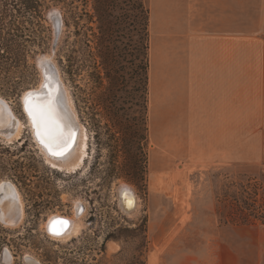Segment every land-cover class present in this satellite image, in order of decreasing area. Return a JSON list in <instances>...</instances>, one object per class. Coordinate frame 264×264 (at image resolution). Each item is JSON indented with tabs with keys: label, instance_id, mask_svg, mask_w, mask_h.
<instances>
[{
	"label": "rangeland",
	"instance_id": "obj_1",
	"mask_svg": "<svg viewBox=\"0 0 264 264\" xmlns=\"http://www.w3.org/2000/svg\"><path fill=\"white\" fill-rule=\"evenodd\" d=\"M134 1L109 0L106 5L99 0H38L39 8L33 3L32 28L20 12L8 11L23 21L10 35H0V96L7 100L11 118L16 121L13 108L24 120L22 94L41 83L39 60L48 55L88 133L84 163L65 174L46 161L47 166L36 148L31 153L29 147L11 144L5 155L0 148V178H11L16 168L12 179L26 204L36 209L35 223L54 211L75 216L76 200L85 206L74 238L50 235L53 241L37 230L32 249L21 250L43 264H264V219L256 215L264 212V143L246 131L241 147H206L202 118L192 115L187 93L186 54L162 53L155 80L149 22L148 35L139 32V24L137 30L125 28L135 16L138 21L146 17L133 8ZM141 1L149 8V0ZM49 10L58 14L57 36L47 18ZM23 14L27 16L26 10ZM6 19L0 23L11 22ZM146 52L144 109L135 104H142ZM142 118L145 139L136 142L143 133L137 130ZM15 121L0 127V139L15 140H8L14 127L3 133ZM22 123L31 129L28 119ZM121 185L135 195L126 196L134 208L130 212L121 206ZM3 196L0 190V200ZM121 198L123 202L125 195ZM0 221L4 223L1 209ZM10 259L5 252V262Z\"/></svg>",
	"mask_w": 264,
	"mask_h": 264
},
{
	"label": "crops",
	"instance_id": "obj_2",
	"mask_svg": "<svg viewBox=\"0 0 264 264\" xmlns=\"http://www.w3.org/2000/svg\"><path fill=\"white\" fill-rule=\"evenodd\" d=\"M149 26L155 80L162 53L186 54L206 147L264 143V0H149Z\"/></svg>",
	"mask_w": 264,
	"mask_h": 264
},
{
	"label": "bare ground",
	"instance_id": "obj_3",
	"mask_svg": "<svg viewBox=\"0 0 264 264\" xmlns=\"http://www.w3.org/2000/svg\"><path fill=\"white\" fill-rule=\"evenodd\" d=\"M39 65L43 71L41 83L30 89H27L22 94V102L25 109V98L31 94V99L35 104H43L51 109L53 119L58 127L53 126L50 130L49 136L43 137L44 143L41 142V136H34L41 151L51 166L56 169L65 171H75L79 169L84 163V159L87 156L88 147V133L85 126L80 122L76 109L71 99L69 90L63 82L59 70L53 60L48 56L44 55L39 60ZM26 111V110H25ZM28 114V112L26 111ZM28 116V122L34 133L37 134V129L32 122V118ZM13 117V116H12ZM30 118V119H29ZM11 112L9 110V104L6 99L0 96V127L9 125L11 122ZM15 121V120H14ZM14 131L9 141L12 139L20 140L22 128L24 127L22 121L16 117L14 122ZM57 135H62L66 143H58L55 139ZM51 143L53 151H60L62 148H67V151L63 155H53L45 145ZM70 144V147L68 146ZM124 189L121 190V195H125L123 204L128 205L127 197L135 199V195L128 185H123ZM127 186V187H126ZM126 187V192H125ZM0 190H2L4 196L0 203V209L2 214L3 224L11 227L18 226L24 218V209L20 193L18 192L15 185L9 181H3L0 183ZM121 196V197H122ZM127 196V197H126ZM133 201V200H132ZM79 201L75 204V216H60L56 213H52L48 216L45 221L46 228L48 230L50 221L55 218L68 221L65 227L57 225L59 229L58 233L50 232V235L59 240H67L79 232L80 223L77 217L80 215L78 209H84V206L80 205ZM130 207V206H129ZM77 211L79 213H77ZM79 218V217H78ZM36 264V263H35Z\"/></svg>",
	"mask_w": 264,
	"mask_h": 264
},
{
	"label": "flooded vegetation",
	"instance_id": "obj_4",
	"mask_svg": "<svg viewBox=\"0 0 264 264\" xmlns=\"http://www.w3.org/2000/svg\"><path fill=\"white\" fill-rule=\"evenodd\" d=\"M8 0H5V4H2V1L0 0V20H7L6 19V15L8 16L9 19H11V22L7 23L5 22L4 24L0 23V35L1 32L5 35H10V31L14 32V28L17 30L18 26H22L23 21H18V19L16 20L15 18H18V16L14 15L12 17L11 14L8 13V11L13 10L15 12L18 11V13L20 12L21 14V19H25V23L27 24V26H29L30 28H32V12L35 10V7L33 5L34 2H36L37 8H39V3L38 0H15V1H11L12 3H7ZM15 5H14V4ZM4 8V9H3ZM26 10L27 16H24L23 11ZM29 11V12H28ZM53 10H49L47 11V18L51 19L54 25V33L55 35H59L60 33V24L58 22V14L57 13H52ZM20 19V20H21ZM5 26V28H3ZM7 30V31H5ZM21 96V95H20ZM20 96H19V100H20ZM21 105V102H20ZM12 107V106H11ZM23 106L21 105V109L20 112L22 114V117L24 118V120H22L18 114L16 113V111L12 109L13 113L15 114L16 117L20 118L22 121H24L26 123L27 119H28V114L24 111V109L22 108ZM13 121H14V117H12ZM30 119V118H29ZM33 122V121H32ZM13 130V126L10 125L7 128H4L3 133H7V132H11ZM34 136H37L36 131L34 130V133L31 131V129L29 128V126L26 124V126L24 127V130L22 132V135L20 137V140L15 139L14 141L7 143L5 142V140L0 139V143L4 146H0L1 148V154H6L9 150L12 151L10 145L11 144H16V147H18L20 149H26L27 147H29L32 152L31 153H35V148L38 151V153L41 155V158L43 160V162L49 166V164L45 161L43 154L41 153L40 149L37 147L36 142L34 141ZM7 148L5 151H3V148ZM34 151V152H33ZM11 154V152H10ZM50 167V166H49ZM53 170H56L58 172H61L63 174L65 173H70V172H66V171H61V170H57L55 168H52ZM79 170V169H78ZM77 171V170H76ZM75 171V172H76ZM75 172H71V173H75ZM16 168L14 167L13 169V174L11 175V178H0V182L1 181H9L11 182L13 185L16 186L17 190L19 191V193L21 194V197L23 199L24 202V209H25V215L24 218L22 220V222H20V224L18 226H15L13 228L5 226L1 221H0V264H17V262L19 261H23L22 263L25 264H33V261L37 260V262H39L40 264H43L37 257H35V255H33L30 252H25L23 253V251L21 250V247H27V248H31L32 249V238L34 237V234L37 232V230L41 231V235L49 240H53L50 238V232H49V228L47 230V228L44 227V223L45 221H47L48 216L52 213H59L61 215H67V214H62L59 211H54V212H50L47 213L44 218L41 219V222L35 223V220H32V218L34 217V211L36 210L33 207V204L27 205L21 191L18 188V185L16 182H14V180L12 179V177H14L16 179ZM39 202V200H33V202ZM79 201L80 205L84 206V203L81 200H76ZM40 205L37 204V210H39ZM73 210H74V204H73ZM80 212L82 211L81 208L78 209ZM84 211H85V206H84ZM84 211L82 213H80V215H82L84 213ZM77 213H79L77 211ZM70 216V215H67ZM37 221L40 220L39 217H36ZM36 226V228H34ZM40 227V228H39ZM75 237V236H74ZM72 237V238H74ZM71 238V239H72ZM53 241H57V240H53ZM69 241V240H68ZM25 244H22V243ZM60 242V241H58ZM28 243V245H27ZM5 252L10 253L11 255V259L9 262H5L4 260V254ZM23 253V254H21Z\"/></svg>",
	"mask_w": 264,
	"mask_h": 264
},
{
	"label": "snow or ice",
	"instance_id": "obj_5",
	"mask_svg": "<svg viewBox=\"0 0 264 264\" xmlns=\"http://www.w3.org/2000/svg\"><path fill=\"white\" fill-rule=\"evenodd\" d=\"M25 110L28 112L29 116L32 118L33 124L37 129V135L41 136V142L44 143L43 137L49 136L50 130L53 126L56 125L55 120L53 119L51 109L43 104H35L31 99V94L25 98ZM58 143H66L62 135H57L55 137ZM48 147V150L52 152L53 155H63L67 148H62L60 151H53L51 143L45 145ZM70 147V144L68 145ZM68 221L62 220L60 218H55L50 221L49 230L58 233L59 229L57 225H67Z\"/></svg>",
	"mask_w": 264,
	"mask_h": 264
},
{
	"label": "trees",
	"instance_id": "obj_6",
	"mask_svg": "<svg viewBox=\"0 0 264 264\" xmlns=\"http://www.w3.org/2000/svg\"><path fill=\"white\" fill-rule=\"evenodd\" d=\"M99 1H103L104 3L103 4H106V5H108V2H109V0H99ZM128 1H130L131 2V0H128ZM133 8L134 9H136V10H139V11H144L145 12V14H146V17H145V19L144 20H142V21H138V19L139 18H133V20L132 19H130L128 22H125V28L126 29H128V27H129V29L131 30L132 28H135V30H137V25L139 24V25H141L142 26V29H139V32L141 31V30H143L144 31V33H145V35H148V22H149V8L148 7H145L144 5H143V3H142V1L141 0H136V1H134L133 2ZM129 30V31H130ZM128 39H130V36H129V38ZM145 43V42H144ZM139 45H141L142 47H143V43L141 44V41H139ZM146 49L148 48V45L147 46H144ZM143 47V48H144ZM142 65H144L143 66V68L145 69L144 71V80H142V95H141V101H142V104L140 103V102H136V104L135 105H140V107H143L144 109H145V103H146V85H147V67H148V65H147V52H146V56H145V62L142 64ZM141 64L139 65L138 64V67H140V66H142ZM137 67V68H138ZM145 79H146V81H145ZM146 82V83H145ZM110 103H111V101H109ZM106 107H109L110 108V105H106ZM143 120H142V122H140V124L138 125V128H137V130L138 131H142L143 133H141L140 134V136L138 137V138H135V140H136V142H140L141 140H143L144 141V139H145V131L147 130V128H146V124H145V121H144V118H142ZM125 141H126V139H125ZM256 215L259 217V218H261L262 217V219H264V212H261L260 214L259 213H256ZM234 219V218H233ZM262 222H264L263 220H262Z\"/></svg>",
	"mask_w": 264,
	"mask_h": 264
},
{
	"label": "water",
	"instance_id": "obj_7",
	"mask_svg": "<svg viewBox=\"0 0 264 264\" xmlns=\"http://www.w3.org/2000/svg\"><path fill=\"white\" fill-rule=\"evenodd\" d=\"M57 36V35H56ZM127 187V186H126ZM126 187H125V192H126ZM129 187V186H128ZM130 188V187H129ZM122 189H124V186L123 185H121L120 187H119V199H120V202H121V206H122V208H123V210H125V212H130L131 210H133L134 208L133 207H129V205H127L126 203L125 204H123V202H122V198H121V190ZM130 190H132L131 188H130ZM133 191V190H132ZM66 225H62V227H65ZM52 232V231H51Z\"/></svg>",
	"mask_w": 264,
	"mask_h": 264
}]
</instances>
